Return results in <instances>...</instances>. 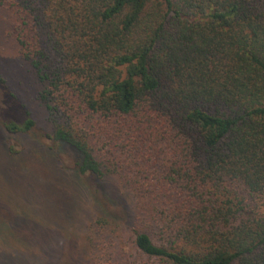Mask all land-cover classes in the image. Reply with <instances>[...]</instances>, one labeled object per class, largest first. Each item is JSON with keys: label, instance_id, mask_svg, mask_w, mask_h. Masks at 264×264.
I'll use <instances>...</instances> for the list:
<instances>
[{"label": "trees", "instance_id": "1", "mask_svg": "<svg viewBox=\"0 0 264 264\" xmlns=\"http://www.w3.org/2000/svg\"><path fill=\"white\" fill-rule=\"evenodd\" d=\"M0 6L14 11L15 39L45 84L51 138L77 152L79 175L104 180L125 168L85 129L60 122L62 112L122 117L128 141L162 129L164 172L151 179L139 162L138 173L122 176L155 189L149 210L161 242L135 229L141 254L153 264H264V0ZM34 126L30 117L5 124L11 133ZM124 144L139 158L137 143ZM92 222L100 231L110 224L100 215Z\"/></svg>", "mask_w": 264, "mask_h": 264}, {"label": "rangeland", "instance_id": "2", "mask_svg": "<svg viewBox=\"0 0 264 264\" xmlns=\"http://www.w3.org/2000/svg\"><path fill=\"white\" fill-rule=\"evenodd\" d=\"M15 19L0 6V264H153L134 245V230L161 242L149 210L155 189H137L122 176L138 173L139 162L151 179L164 172L170 151L162 129L152 126L128 141L117 129L122 117L62 112L60 122L85 129L99 153L113 154L125 168L104 180L79 175L77 152L51 138L53 117L40 96L45 84L15 39ZM28 117L35 121L28 132L5 128ZM124 143H137L139 158ZM96 215L110 222L101 231Z\"/></svg>", "mask_w": 264, "mask_h": 264}]
</instances>
